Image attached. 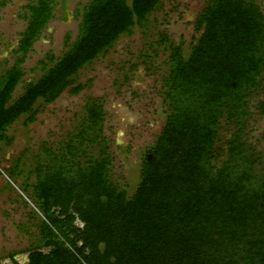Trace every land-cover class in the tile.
Returning <instances> with one entry per match:
<instances>
[{
	"label": "trees",
	"instance_id": "obj_1",
	"mask_svg": "<svg viewBox=\"0 0 264 264\" xmlns=\"http://www.w3.org/2000/svg\"><path fill=\"white\" fill-rule=\"evenodd\" d=\"M163 2L89 0L74 40L65 36L66 51L46 53L40 76L14 97L56 4L30 0L13 63L0 73V141L10 143L6 130L20 117L34 122L41 104L84 89L79 70L121 35L147 28ZM194 28L186 54L183 43L158 33L155 43L168 51L166 117L141 156L132 194L111 177L98 98H88L76 131L55 150L43 146L44 170L35 166L29 193L41 214L39 239L23 250L24 264H264L263 156L248 138L250 121L264 115V13L256 0H208ZM16 253L9 257L19 264Z\"/></svg>",
	"mask_w": 264,
	"mask_h": 264
},
{
	"label": "rangeland",
	"instance_id": "obj_2",
	"mask_svg": "<svg viewBox=\"0 0 264 264\" xmlns=\"http://www.w3.org/2000/svg\"><path fill=\"white\" fill-rule=\"evenodd\" d=\"M89 0H56L53 17L32 45L24 63L25 74L16 87L14 97L22 92L24 82L35 80L42 72L41 60L48 52L60 56L67 49L65 36L71 43L78 31L81 9ZM208 0H164L152 13L147 28H133L121 35L105 53L99 54L78 72V82L86 87L72 95L65 90L54 102L41 104L34 122L23 125V116L6 130L10 143L0 141V262L24 264L27 247L39 239L41 214L29 196L35 182V169L44 170L41 158L43 146L55 150L70 132L76 131L89 97L98 98L105 109L103 132L113 157L110 166L112 179L133 193L139 181L140 160L144 150L154 142L166 117L161 94L162 76L166 73L168 51L155 42L158 33L165 32L176 44L183 43L185 54L198 37L194 20ZM264 13V0H256ZM30 0H0V73L10 67L12 53L26 25L24 6ZM156 49L157 53H153ZM143 55L150 56L147 60ZM145 60V62H144ZM264 75V74H263ZM264 100V93L261 95ZM40 102V101H39ZM225 137L228 132L222 131ZM248 138L262 154L264 171V115L250 121ZM94 145L89 149L97 154ZM14 169L15 176L9 174ZM20 172V173H19ZM28 184L27 191L24 184ZM33 210L35 212H33ZM82 226V222L75 221Z\"/></svg>",
	"mask_w": 264,
	"mask_h": 264
}]
</instances>
